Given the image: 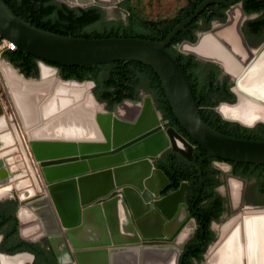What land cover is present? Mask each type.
I'll use <instances>...</instances> for the list:
<instances>
[{"label":"water","instance_id":"95a60500","mask_svg":"<svg viewBox=\"0 0 264 264\" xmlns=\"http://www.w3.org/2000/svg\"><path fill=\"white\" fill-rule=\"evenodd\" d=\"M211 3L228 6V20L202 31L195 41L184 40L178 49L236 78L237 102H221L216 110L226 120L254 127L264 123V46L259 52L250 47L242 28L247 13L241 0H203L160 41L46 31L20 19L0 0L2 36L39 58L37 79L26 77L9 60L0 61L16 113L11 114L0 97V187L14 188L25 202L24 211L32 216L25 221L21 211L17 213L21 237L29 242L47 237L59 264H180L195 227L191 219L178 234L190 216L188 182L163 194L170 180L155 166L154 158L172 149L193 159L194 145L173 126H164L150 96L138 105L126 99L114 110L102 111L93 92L94 80L65 79L58 74V66L49 62L96 65L138 60L152 66L174 114L206 150L197 162L201 187L207 157L264 163V140L221 132L204 120L184 69L166 49ZM236 10L239 15L234 19ZM230 25H235L239 47L223 35ZM205 38L211 41V50L202 45ZM88 96L91 102H86ZM61 125L91 132L59 135ZM23 137L38 163L42 184L35 177V185L21 184L25 174L15 168V156L18 159ZM259 214L264 215V207L247 206L228 219V229L220 230L205 252L206 264H249L245 218ZM26 229L32 234L26 235ZM2 239L0 234V246ZM3 256L19 257L12 264L32 263L35 258L29 251H0V264Z\"/></svg>","mask_w":264,"mask_h":264},{"label":"trees","instance_id":"16d2710c","mask_svg":"<svg viewBox=\"0 0 264 264\" xmlns=\"http://www.w3.org/2000/svg\"><path fill=\"white\" fill-rule=\"evenodd\" d=\"M203 0H181L180 4L169 15L151 16L145 7L144 0H123L120 5L126 10V18L105 20V12L99 5L72 6L61 0H4L10 10L20 19L33 26L64 35L102 38L112 36H134L153 40H163L168 33L184 18L192 14ZM248 15L257 14L248 19L244 30L251 37L264 39V0H241ZM144 7V11L142 8ZM156 7V6H154ZM227 6L222 3L209 4L190 24L182 29L169 43L166 49L184 69L204 120L213 128L238 137L264 140V123L254 127L224 119L216 110L224 100H232L234 92L230 89L227 78L218 77L219 68L211 62H204L193 54H185L178 49L183 40L194 41L199 30L210 27L212 20L224 21ZM3 57L9 60L26 77L39 74V58L18 47L7 50ZM60 69L65 79H92L97 87L94 93L101 102L108 103L113 109L116 103L126 98L139 97L138 86H143L151 94L158 110L162 114L166 126H173L194 145V158L187 159L180 153L168 149L161 156L154 158L156 167L162 169L170 179V191L178 189L182 182H188L186 198L191 206L192 216L197 227L193 237L185 244L180 264H203L205 249L214 242L216 235L212 229L214 221H221L226 210L227 198L216 191V186L224 183L214 160H222L231 166V174L245 180L251 186L247 200L264 201V163L223 160L218 157H207L203 162V185L198 175L197 162L206 150L186 131L167 100L160 78L149 64L133 60H115L88 65H62L51 63ZM250 188V187H249ZM9 216H0V233L4 237L0 250L7 253L30 251L35 254L32 263L27 264H58L53 250L39 243L29 242L19 234V218L14 215L11 227Z\"/></svg>","mask_w":264,"mask_h":264},{"label":"flooded vegetation","instance_id":"af4514ba","mask_svg":"<svg viewBox=\"0 0 264 264\" xmlns=\"http://www.w3.org/2000/svg\"><path fill=\"white\" fill-rule=\"evenodd\" d=\"M121 1H123V0H117V1H114V0H112L111 2H115V6L116 7H119V8H123V6H121L120 5V2ZM100 3V2H99ZM110 4V3H109ZM227 10H228V6H227ZM226 10V11H227ZM247 16H249V18L248 19H250V18H254V17H256L257 16V14H251V15H248L247 14ZM126 18V17H125ZM124 18V19H125ZM248 19H246V21L248 20ZM219 22H221L220 20H218V19H214V20H212V22H211V25H210V27H208V28H205V29H203V30H199L198 32H197V36H196V38L198 37V35L202 32V31H204V30H208V29H211L212 27H214L215 26V24L216 23H219ZM243 31H244V33H245V35H246V38H247V40H248V43H249V45H250V47L252 48V49H254V51L255 52H259L260 51V49L264 46V39H260L259 37H251V36H248V34L246 33V31L244 30V26H243ZM196 40V39H195ZM194 40V41H195ZM184 41V40H183ZM182 41V42H183ZM181 42V43H182ZM180 44V43H179ZM3 59H5L4 57H3ZM5 60H7V59H5ZM204 62H206V61H204ZM216 65V64H215ZM56 66V65H55ZM218 68H219V74H218V77L220 78V79H224V78H227L228 79V82H229V84H230V89L234 92V98L232 99V100H224V101H221V102H229V103H235V102H237V100H238V96H237V93L235 92V87H236V78H234L233 77V75H231L230 73H228V72H226L224 69H222L220 66H218V65H216ZM59 68V67H58ZM58 74L61 76V73H60V69H59V71H58ZM29 78H39V74H38V76H35V77H29ZM85 80H92V79H85ZM82 81H84V80H82ZM97 87V84H96V82H95V85H94V87H93V92H94V88H96ZM138 94H139V97L138 98H136V99H130V98H126V99H130V100H132L135 104H139L140 102H143V101H145V99L148 97V96H150L151 98H152V100H153V102H154V105L156 106V103H155V101H154V99H153V97H152V94L146 89V88H144L143 86H138ZM126 99H124V100H126ZM3 100H4V102H5V98H3ZM123 100V101H124ZM123 101H120V102H118V103H116V105L114 106V108L113 109H110L109 108V105H108V103L107 102H105V101H103V102H101V104H103L104 106H105V109H103L102 111H112V110H114L120 103H122ZM220 102V103H221ZM9 103L11 104V106L13 107V104H12V102H11V100H9ZM219 103V104H220ZM102 105V106H103ZM156 108H157V106H156ZM13 109H14V107H13ZM8 110H9V108H8ZM157 110H158V108H157ZM10 111V110H9ZM11 112V111H10ZM158 112H159V115H160V117H161V119H162V122H163V124H164V126L165 127H168V126H166V121L165 120H163V118H162V114H161V112L158 110ZM260 123V122H259ZM258 124V123H257ZM183 135V134H182ZM168 150V149H167ZM166 150V151H167ZM29 153H30V157L32 158V154H31V152H30V150H29ZM164 153V152H163ZM162 153V154H163ZM161 154V155H162ZM160 155V156H161ZM30 159V158H29ZM28 162H29V160H28ZM25 163V162H24ZM24 163H23V165L21 166V164H20V162L19 163H16V167H17V169L18 170H20L21 171V173H23V174H25V175H28V174H34L35 175V178H36V180H38V182L40 183V184H42V182H43V178L41 177V174H40V168L38 167V163H36L35 162V160H34V158H32V160L30 159V164L29 163H27V165H25L24 166ZM227 162H225V161H222V160H214L213 161V164L217 167V168H219V169H221L222 170V173L223 174H219V176H220V178H222L223 180H224V171L223 170H225V168H226V166L224 165V164H226ZM219 164V165H218ZM25 167L26 169H20L21 167ZM228 166V170L231 172V166L228 164L227 165ZM20 167V168H19ZM27 170H29V171H27ZM234 175H232L231 173H228V175L226 176V182H227V184H228V186H230V190H231V196H232V199H234V201H237V200H239L240 199V202H241V204L242 205H244L243 206V208H241V209H239V210H233V209H231L230 207H229V201H231V197H230V199L228 198V197H226V195H224L223 193H221L220 192V187L223 185V183L222 184H220V185H218V186H216V191H218L219 193H221L223 196H225L226 198H227V204H226V210L223 212V214H222V217H221V221H219V222H217V221H214L213 223H212V229L214 230V228H213V225H214V223H219L220 224V226L223 224V223H225L228 219H230L233 215H235L236 213H238L239 211H241V210H243L245 207H247L248 205H251V206H256V207H264V201L263 202H261V203H255V201L253 202V200H247V196L250 194V191H251V186H249V184L247 183V182H245V180L244 179H242V178H240V177H237V176H234ZM170 180V179H169ZM27 181L28 182H30V183H32L31 185H35V180L33 179V178H31L30 179V177L28 178V180L27 179H25V181H24V183H27ZM224 182V181H223ZM240 182H243V183H245V186H244V188L242 189V192H241V187H240ZM234 184H236L237 185V188L235 189L234 188ZM170 186V185H169ZM169 186L163 191V194H166V193H168V192H170V189H169ZM250 187V188H249ZM188 188V187H187ZM1 189H7V190H5V192H1L0 193V216L1 215H7V216H9V218L11 219V221L9 220V222H8V224H7V227H11V225H12V221H13V218H14V215H16L17 217H18V215H17V213L19 212V211H23V214L24 215H26V216H30V214H28L27 212H25L24 211V207H23V205H24V203L25 202H22V201H20L19 199H18V196H17V194H15V192H13V188L11 189V188H9L8 186H2V187H0V190ZM233 189V190H232ZM187 192V191H186ZM233 193V194H232ZM39 196H41V195H37L36 197H39ZM251 201V203H253V204H249V202ZM186 202H187V206H188V209H189V212H190V216H189V218L185 221V223L182 225V227H181V229L178 231V234H179V232H181L183 229H184V227L185 226H187V224L189 223V221L191 220V219H193L194 221H195V227H194V233H195V229H196V227H197V222H196V219L192 216V210H191V206H190V204L188 203V201H187V198H186ZM248 202V203H247ZM19 218V217H18ZM230 221V220H229ZM228 224V223H227ZM226 223L220 228V230H221V232H222V230H226V229H228V225H227ZM18 226H20V220H19V225ZM230 227V226H229ZM232 228V227H231ZM20 229V228H19ZM231 230V229H230ZM230 230H228V231H226V234H229L231 231ZM214 232H215V235H216V238H215V240H214V242L219 238V235H220V233H219V235L217 234V232L214 230ZM3 237H4V235H3V233H0ZM19 234H20V231H19ZM225 234V235H226ZM194 235V234H193ZM21 236V235H20ZM193 237V236H192ZM191 237V238H192ZM249 237L251 238L252 237V234L251 233H249ZM22 238V237H21ZM190 238V239H191ZM256 238H258V235L256 236ZM23 239V238H22ZM189 239V240H190ZM253 239V238H252ZM188 240V241H189ZM251 240V239H250ZM168 241H170V240H168ZM187 241V242H188ZM186 242V243H187ZM213 242V243H214ZM34 243H39L41 246H46V248L48 249V250H53V248L52 247H50V243H49V240H48V238L47 237H43V238H41L40 240H38V241H36V242H34ZM185 243V244H186ZM213 243H211L209 246H211ZM208 246V247H209ZM208 247H204V249H205V252H206V250L208 249ZM263 250H264V248H263ZM1 251V250H0ZM24 251H27V250H24ZM3 252V251H2ZM21 252V251H20ZM30 252V251H29ZM53 252H54V254H55V251L53 250ZM264 252V251H263ZM263 252H260V256H259V258L258 259H260V263L262 264V262H263ZM35 255V254H34ZM55 256H56V254H55ZM35 259V258H34ZM56 259H57V256H56ZM34 261V260H33ZM57 261H58V259H57ZM206 262L204 261V264H205ZM59 264V263H58Z\"/></svg>","mask_w":264,"mask_h":264},{"label":"rangeland","instance_id":"374dc122","mask_svg":"<svg viewBox=\"0 0 264 264\" xmlns=\"http://www.w3.org/2000/svg\"><path fill=\"white\" fill-rule=\"evenodd\" d=\"M61 1L67 2V3H69L72 6L99 5V6H101L103 8V10L105 12V17L104 18L107 21L124 19L126 17V15H127L126 10L124 8H122V7L119 8V7H116L115 6L116 5L115 2H110V4H109V3H101V2L99 3L96 0H61ZM144 1H145V4L151 2V0H144ZM180 1L181 0H154V5H152L150 3L148 6L145 7V10L148 9L149 10V13L153 17H155L157 15H159V16L160 15H169L180 4ZM154 6H156V7H154ZM142 10L144 11V7L142 8ZM226 15H227L226 20L221 21L219 23H216L215 25L222 24V23L226 22L228 20V17H229L227 11H226ZM248 18H249V16H247L246 19H248ZM245 22H246V20L244 21L243 26H244ZM243 26H242V28H243ZM0 97H1V99L5 98V102L4 103L7 104L9 110L11 111V114L13 112L15 113V111H13L14 105L12 107L11 104L9 103V100H11V102H12V99L10 97L9 90H8V86L6 84V81H5V79H4L1 71H0ZM12 104H13V102H12ZM102 105L103 104H100L101 110L105 109V106L104 105L102 106ZM14 110H15V107H14ZM15 115H16V113H15ZM28 145H29L28 144V139L25 138V137H23V139H22V147L19 146L20 147V150L17 153L18 159H16L17 156H15L16 163H19L20 162L21 166L23 165L24 162H25L24 163V166L27 165V163L30 164V159L32 160V158H33V156H32V158L30 157L31 155L29 153V147H28ZM28 160H29V162H28ZM224 165L226 166L225 170H223L224 171V183L220 187V192L223 193L224 195H226V197H228L229 199L231 197V201H229V207L231 209H233V210H239V209L243 208L244 205L241 204L240 199L237 200V201H234V199H232L230 186H228V184L226 182V176L228 175V173H230V171L228 170V166H227L228 163H226ZM24 166L21 167V168L19 167V168L20 169H26ZM27 171H29V170H27ZM29 177H30V179L31 178L34 179L35 175L30 173L28 175H25L23 177V179H27L28 180ZM240 183H241L240 184V187H241V192H242V189L244 188L245 183H243V182H240ZM13 192H15V194H17V191H15L14 188H13ZM249 200H254V199L251 198ZM249 204H253V203H251V201H250ZM248 206H251V205H248ZM21 217L23 218V220L27 221V219L29 217H31V216L24 215L23 214V211H22L21 212ZM220 227H221L220 224L217 223V222L214 223V225H213V228L217 232L218 235L220 233ZM25 234L26 235H31L32 232H31V230L26 229L25 230Z\"/></svg>","mask_w":264,"mask_h":264},{"label":"bare ground","instance_id":"6f19581e","mask_svg":"<svg viewBox=\"0 0 264 264\" xmlns=\"http://www.w3.org/2000/svg\"><path fill=\"white\" fill-rule=\"evenodd\" d=\"M106 1H112V0H106ZM238 15H239V11L238 10L234 11L233 18L237 19ZM221 34H222V32H221ZM223 35L225 36L226 40L232 42L235 46L239 47V42H238L237 37H236L237 33H236L235 25H230L227 29H225L223 31ZM202 45H204L207 50H211L212 44H211V41L208 40L207 38L204 39ZM64 85L69 86V84H64ZM71 87H76V85L71 84ZM63 88H67V87L64 86ZM90 100H91V98H90V96H88L86 98V102H91ZM88 105H89V103L86 104V106H84V108L88 107ZM90 132L91 131L88 129L83 130L80 127H72L70 125H68V126L61 125L58 127V129L56 131L57 134H59V135L62 134V135H66V136L87 135ZM5 140H6V138H5ZM21 184L23 185L25 183L23 182ZM233 186L235 189L237 188L236 184H234ZM5 190H7V189H1L0 193L5 192ZM245 227H246L247 236H248L249 264H261L259 262L260 259H258V258L260 256V252L264 251L263 250V248H264V215L259 214V215H248V216H246ZM249 233L252 234L251 238L249 237ZM257 235H258V238H256ZM223 239H224V237H223ZM18 260H19V257H7V256L2 257L3 264H12V263L17 262Z\"/></svg>","mask_w":264,"mask_h":264},{"label":"built area","instance_id":"2783aa9c","mask_svg":"<svg viewBox=\"0 0 264 264\" xmlns=\"http://www.w3.org/2000/svg\"><path fill=\"white\" fill-rule=\"evenodd\" d=\"M18 48V45L15 41L9 40L2 36L0 33V61H4L3 54L7 50H15Z\"/></svg>","mask_w":264,"mask_h":264}]
</instances>
